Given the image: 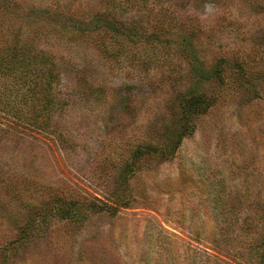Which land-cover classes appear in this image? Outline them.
I'll use <instances>...</instances> for the list:
<instances>
[{"label": "rangeland", "instance_id": "374dc122", "mask_svg": "<svg viewBox=\"0 0 264 264\" xmlns=\"http://www.w3.org/2000/svg\"><path fill=\"white\" fill-rule=\"evenodd\" d=\"M79 1L95 3L67 9ZM151 1L131 14L122 61L46 38L41 21L0 23V43L38 36L59 64L46 129L24 122L29 102L0 109V264H222L210 184L242 197L264 182V0ZM240 66L259 76L251 96L222 77L195 82ZM9 87L13 97L26 85ZM195 89L217 103L173 145ZM148 142L166 154L145 157Z\"/></svg>", "mask_w": 264, "mask_h": 264}, {"label": "trees", "instance_id": "16d2710c", "mask_svg": "<svg viewBox=\"0 0 264 264\" xmlns=\"http://www.w3.org/2000/svg\"><path fill=\"white\" fill-rule=\"evenodd\" d=\"M67 1L0 0V23L5 22L9 29V22L21 21L33 28V21H41L46 26V38L52 32L55 41L66 47L86 49L94 45L95 49H91L92 51H98L106 57L115 55L117 61H122L125 58L122 40L131 29L128 23L138 21L131 14L140 13L148 2L152 3L151 0H95L94 5H88L79 1L76 8L69 10L67 5L70 3H66ZM162 1L155 0V4ZM3 16L7 21L2 20ZM163 17L169 18L170 14L166 13ZM133 28L135 32H140L135 26ZM143 28L146 29L147 26ZM19 34L6 33L5 43H0V77L5 80L0 85V109L12 112L10 101H14V106L16 99L26 104L29 102L33 108L24 122L33 129L43 130L49 126L51 109L57 103L58 96L52 87L57 81L59 64L55 50H51L50 45L43 47L35 43L38 36L21 40L20 37H15ZM193 69L197 70L195 67ZM221 73L223 74L222 71ZM221 73L217 70L216 76L212 73L207 76L196 75L198 79L195 82H212L218 78L222 81L223 78L224 83L229 82L231 86L233 83L242 95L251 96L250 93L256 92L254 84L259 76L252 70L247 71L240 66L227 78ZM254 79L256 81L253 82ZM15 82L26 87L20 91L19 96L12 97L14 89L9 86ZM196 91L197 89L188 90L182 94L185 97L181 113L172 127L176 135L173 145L180 143L184 135L192 133L196 127L195 121L217 103V98L210 99L204 93ZM15 107L19 111V106ZM20 112L23 113L22 110ZM170 145L171 143H166L167 147ZM157 151L166 154L163 147L156 148V145L148 142L143 154L147 157ZM241 191L244 195L238 197V190L234 187L215 182L210 184L207 201L213 230L209 241L216 252L212 256H216L217 261L222 264H264V182L254 186L245 184ZM203 252L209 255L206 251ZM176 260L174 256V264H179ZM205 263L207 256L201 264Z\"/></svg>", "mask_w": 264, "mask_h": 264}]
</instances>
